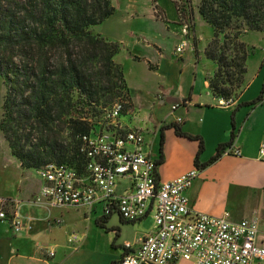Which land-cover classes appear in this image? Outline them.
Here are the masks:
<instances>
[{
	"label": "crops",
	"instance_id": "1",
	"mask_svg": "<svg viewBox=\"0 0 264 264\" xmlns=\"http://www.w3.org/2000/svg\"><path fill=\"white\" fill-rule=\"evenodd\" d=\"M154 9L153 3V12ZM145 42L146 47L154 51L153 55L129 53L135 60L147 62L157 78L146 79L145 84L134 86L125 76L131 88V102L128 118L120 114L119 123L124 128H136L144 133V148L154 159L159 158L163 130L164 161L158 167L159 179H172L199 168L198 176L187 190L191 206L211 214L225 215L231 220L257 216L259 242L264 246V156L259 151L264 141V54L257 56L254 46L249 49L246 84L234 97V102L227 104L225 97L215 95L210 88L209 76L217 65L212 71L199 68L200 56L195 46L197 61L194 58L192 68L189 61H182L174 72L172 60L165 57L157 41L146 38ZM174 54L178 59L183 56V52L178 54L176 49ZM115 60L119 62L116 55ZM171 121L179 122L189 133L201 135L204 149L199 151L198 139L180 135L173 127L163 129ZM221 143L240 148L241 154L224 151L213 162L199 167L197 155L199 162L204 163L216 153ZM10 161L11 158L4 159L0 151V197L10 200V204H6L9 209L19 207L26 225L16 231L10 219L0 220V264H114L126 251L136 249L142 237L153 228L154 216L150 210L135 220L141 222L133 235L115 239L112 246L107 242L102 244L103 240L98 236L99 226L93 222L81 226L76 233L77 239H70L74 233L66 239L62 236L64 227L60 225L63 216L77 211L93 214L100 203L88 209L37 201L43 179L35 177L31 169L23 167L19 161L18 166L15 165L16 171L6 181L4 177L10 169ZM132 183L128 176L118 178L116 192L123 193L132 187ZM148 216H152L153 221L143 225ZM127 243L131 246L127 247ZM178 264L191 262L181 260ZM258 264H264V259Z\"/></svg>",
	"mask_w": 264,
	"mask_h": 264
},
{
	"label": "trees",
	"instance_id": "2",
	"mask_svg": "<svg viewBox=\"0 0 264 264\" xmlns=\"http://www.w3.org/2000/svg\"><path fill=\"white\" fill-rule=\"evenodd\" d=\"M153 3L157 8L156 0ZM198 8L214 29L204 48L217 65L209 76L210 88L215 95L230 97L247 72L249 46L241 36L264 29V0H200ZM114 10L111 0H0V75L7 87L0 129L23 167L56 162L84 173L87 158L81 135L101 127L91 116L99 111L104 115L117 96L130 105L131 88L115 60L120 44L91 29ZM166 127L198 139L199 151L204 149L202 136L185 131L179 122ZM228 144H219L204 163L197 155V165L219 158ZM163 161L162 130L157 178ZM108 216L104 213L97 220Z\"/></svg>",
	"mask_w": 264,
	"mask_h": 264
},
{
	"label": "built area",
	"instance_id": "3",
	"mask_svg": "<svg viewBox=\"0 0 264 264\" xmlns=\"http://www.w3.org/2000/svg\"><path fill=\"white\" fill-rule=\"evenodd\" d=\"M188 27L185 21L183 34L189 35ZM189 44V40H182L176 46L178 54ZM234 100L225 97L224 101L229 104ZM122 108L120 101L105 107L101 127L81 135V149L87 158L84 173L56 162L37 168L44 183L36 200L88 209L100 203L105 214L118 212L126 220H138L153 210V228L136 249L126 251L114 264H178L181 260L191 264H258L263 260L259 218L231 220L194 209L187 190L199 168L172 179L157 178L156 159L144 148V133L119 123ZM259 151L264 156V141ZM225 152L241 154L238 147H227ZM124 176L130 177L133 185L118 194L117 179ZM6 204L10 200L0 197V220L10 219L16 231L22 230L24 214L17 205L7 209ZM77 237L74 233L71 240Z\"/></svg>",
	"mask_w": 264,
	"mask_h": 264
},
{
	"label": "rangeland",
	"instance_id": "4",
	"mask_svg": "<svg viewBox=\"0 0 264 264\" xmlns=\"http://www.w3.org/2000/svg\"><path fill=\"white\" fill-rule=\"evenodd\" d=\"M111 2L115 6L114 12L101 23L92 25L91 29L102 33L120 44V50L116 54V59L123 66L124 74L132 85L136 86L139 83H143L146 79L157 78L153 69L149 70L147 62L135 60L129 53L132 51L137 54L153 55L154 51L150 47H146V38L157 41L165 57L172 60L174 72L176 65L182 61H189V67L192 68L191 63L195 60L197 61V54L200 56L199 68L212 71L216 67L215 62L204 53L206 44L214 35V29L199 13L198 5L200 0H156L158 4V7L154 9L156 14L153 12V0H111ZM185 21L189 26V35L183 34L182 28ZM241 38L249 44L248 49L251 48L252 50L253 46L256 47L255 52H257V56L264 54V29L263 31H249L244 33ZM182 39L189 40L190 44L183 51V56L178 59L174 54V50ZM194 46L198 51L197 54L193 49ZM245 84L246 73L241 86L234 89L230 97L237 96ZM6 92V84L0 75V121L3 117V100ZM115 101L122 102L123 110L121 117L128 118L129 113L127 110L129 105L125 98L117 96L113 102ZM113 102H109L108 106ZM91 118L100 124L104 122L101 111L91 116ZM19 132L22 133V129H19ZM27 132H29L28 128L24 133ZM63 134L67 136V131H64ZM25 145L26 148H31L30 144ZM0 151L4 159L6 157L11 158L9 162L10 169H7V174L4 177L8 181L11 178V173L16 171L15 165L18 166L17 163L20 160L13 154L5 132L2 129H0ZM29 169H31L30 171L35 177L39 176L37 168ZM4 207L9 209V205H4ZM103 213L104 210L100 204L98 210L96 212L93 211V214L90 215H85L83 211L65 214L60 223L64 227L62 236L68 239L73 233H79L82 225L87 222H93V224L99 226L97 230L100 234L98 235L99 238L103 240L102 244H106L107 242L109 246H112L115 239H123L124 237L133 235L138 228V224L141 222L121 220L118 213L114 212L102 224L97 219ZM152 221L153 217L148 216V218L144 219L143 225H149Z\"/></svg>",
	"mask_w": 264,
	"mask_h": 264
}]
</instances>
